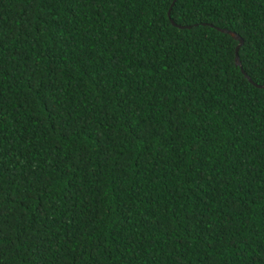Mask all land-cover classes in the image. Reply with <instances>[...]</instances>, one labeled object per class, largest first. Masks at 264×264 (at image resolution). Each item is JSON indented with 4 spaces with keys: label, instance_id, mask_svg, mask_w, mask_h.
<instances>
[{
    "label": "trees",
    "instance_id": "1",
    "mask_svg": "<svg viewBox=\"0 0 264 264\" xmlns=\"http://www.w3.org/2000/svg\"><path fill=\"white\" fill-rule=\"evenodd\" d=\"M172 2L0 0V264H264V0Z\"/></svg>",
    "mask_w": 264,
    "mask_h": 264
},
{
    "label": "water",
    "instance_id": "2",
    "mask_svg": "<svg viewBox=\"0 0 264 264\" xmlns=\"http://www.w3.org/2000/svg\"><path fill=\"white\" fill-rule=\"evenodd\" d=\"M177 0H173L172 2V5L170 7V10H169V16L171 17V10L174 6V4L176 3ZM172 22L177 25L178 27L180 28H189L191 27V25H181V24H177L176 22H174V20H172ZM219 30L223 31V32H226V33H229L231 34L236 40H238V44L236 46V65L240 66L243 73L245 74V76L248 78V80L252 83H254L256 86L260 87V88H264V84H259V83H256L246 72L245 70L243 69V66H242V61L240 59V55H239V49L240 47L243 45L244 43V39L242 38V36L237 33L236 31L234 30H231V29H227V28H221V27H217Z\"/></svg>",
    "mask_w": 264,
    "mask_h": 264
}]
</instances>
